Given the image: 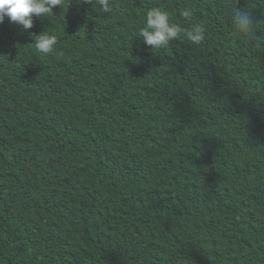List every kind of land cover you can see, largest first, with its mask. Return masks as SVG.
Returning <instances> with one entry per match:
<instances>
[{
	"label": "trees",
	"instance_id": "1",
	"mask_svg": "<svg viewBox=\"0 0 264 264\" xmlns=\"http://www.w3.org/2000/svg\"><path fill=\"white\" fill-rule=\"evenodd\" d=\"M104 8L0 24V264H264V0Z\"/></svg>",
	"mask_w": 264,
	"mask_h": 264
},
{
	"label": "clouds",
	"instance_id": "2",
	"mask_svg": "<svg viewBox=\"0 0 264 264\" xmlns=\"http://www.w3.org/2000/svg\"><path fill=\"white\" fill-rule=\"evenodd\" d=\"M63 0H0V24L5 19L9 23H15L27 30L32 27V17L44 16L52 12L54 6H59ZM107 11V0H100ZM185 16L189 12L185 11ZM237 29L250 35V29L253 24L252 19L240 12L235 15ZM181 29L179 26L170 24L167 12L152 9L146 13V27L140 30V35L144 39V43L152 49H160L166 47L171 40L177 38ZM187 37L194 43H200L203 34L199 27H194L192 31L187 33ZM57 44V37L50 34H41L37 38L35 44L36 49L43 54L51 52Z\"/></svg>",
	"mask_w": 264,
	"mask_h": 264
}]
</instances>
